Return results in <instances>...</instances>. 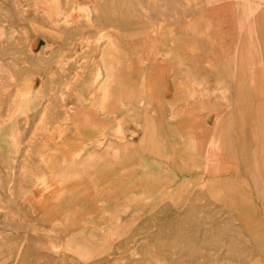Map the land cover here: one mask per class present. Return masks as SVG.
Masks as SVG:
<instances>
[{"label": "rangeland", "instance_id": "rangeland-1", "mask_svg": "<svg viewBox=\"0 0 264 264\" xmlns=\"http://www.w3.org/2000/svg\"><path fill=\"white\" fill-rule=\"evenodd\" d=\"M231 2L264 5V0H0V264H264V232L256 226L264 224V170L259 169L257 196L250 169L237 167L245 157L240 147L225 152L223 144L219 151L217 134L205 157L176 174L167 162L162 170L150 167L142 147L138 160L125 152V163L134 166L115 183H109V174L90 180L99 171L91 162L101 163L108 148L117 169L121 151L107 143L114 139L116 149L124 144L120 123L114 138L105 126L87 136L68 116L82 85L88 95L102 85L98 93L105 101L101 68L108 38L156 13L144 4H159L161 30L170 26L164 18L169 15L182 32L204 15L206 4ZM59 99H67L61 107L67 115L55 113ZM230 107L219 106L220 115L230 117ZM68 166L83 174L81 183L64 173ZM217 178L225 183L215 185ZM180 180L185 184L174 187ZM230 187L242 189L246 207L258 208L241 207ZM209 188H219L220 198Z\"/></svg>", "mask_w": 264, "mask_h": 264}, {"label": "crops", "instance_id": "crops-1", "mask_svg": "<svg viewBox=\"0 0 264 264\" xmlns=\"http://www.w3.org/2000/svg\"><path fill=\"white\" fill-rule=\"evenodd\" d=\"M258 4H206L204 15L193 19L182 32L174 29L173 17L169 15L164 18L170 26L161 30L159 23L163 15L159 12L160 17L154 23L157 30L154 39L159 42L155 56L151 50H146L139 31H142V21L146 16L135 21L136 27L108 38L107 65L106 68L102 65L101 73L107 90L104 102L111 103L113 107L107 113L100 108L94 111L104 118L101 120L108 122L105 128L110 137L114 138V130L120 123L123 141L128 147L124 152L128 151L131 159L138 160L143 144H147L145 153L149 154L146 156L151 160L150 167L162 170V164L167 162L166 168L174 173L179 169L187 171L191 168L192 159L205 157L210 151L207 144L217 134L219 139L222 130L226 135L225 142L230 143L229 146L225 144V152L237 151L236 148L240 147V154L245 157L241 162L243 166L237 167L241 171L250 169V182L259 196V169L264 170V164L259 165L260 161L264 162L259 159V154L264 153V5ZM158 5L144 4L149 10L156 7L159 11ZM215 9L226 11L218 13ZM121 58L122 66L119 65ZM116 88L120 91L117 92ZM98 96L93 92L88 95L82 85L70 104L77 109L80 100L90 101L93 97L100 103L102 99ZM66 101L59 99L57 103L59 116L66 114L61 110ZM52 103L55 102L52 100ZM224 104L233 106L227 110L228 118L220 115L223 112L218 107ZM212 110H218V114L211 113ZM72 115V112L68 114L74 121ZM220 121L233 124L220 125ZM82 126L75 128L82 129L83 135ZM94 127L92 123L91 128ZM144 136L147 138L145 141ZM194 137L197 139L191 140ZM151 138H154V147ZM109 141L108 145L111 142L115 144L114 139ZM163 146L168 158H172L169 162L164 154L157 152L160 149L162 153ZM153 154L155 157L150 156ZM218 162L221 166V161ZM111 168H114L113 163ZM222 168L229 169L224 163ZM236 190L246 202L248 197L245 195L244 198L242 189ZM250 198L254 200L253 196ZM257 208L251 203L252 210Z\"/></svg>", "mask_w": 264, "mask_h": 264}, {"label": "bare ground", "instance_id": "bare-ground-1", "mask_svg": "<svg viewBox=\"0 0 264 264\" xmlns=\"http://www.w3.org/2000/svg\"><path fill=\"white\" fill-rule=\"evenodd\" d=\"M156 16H159L160 17L159 12H157V11H156V13H152L151 15H148L147 14L146 15V18L142 21V31L139 30L140 33L142 34L141 35L142 38H143V42L142 43L145 44L146 50H151V52H152V54L154 56L158 54V51L156 50L155 47L159 43L158 40H155L154 39L155 38L154 37L155 34H157V32H156L157 30L154 28V22L152 20H153V18H156ZM62 43L64 44V42H62ZM63 50H64V48H63ZM61 52H63L62 49H61ZM105 56H106L105 53H104V57H103V54H102V65L105 66V68H106L107 62H106ZM119 65H121V66L123 65L122 58L120 59ZM261 75H263V74H261ZM104 83L105 84H104L103 88L106 85V81H104ZM95 88L97 90V93L96 94H95ZM95 88H94V93L93 94L96 95V96H98V94H99L98 93V90L99 89L102 90V85H101L100 88H97V87H95ZM104 90H105L104 95L106 97V91H107L106 90V87L104 88ZM116 91L119 92L120 89H117L116 88ZM100 99H102V102H100V103H98V101L96 102L95 97L92 98L91 102L88 101V99H82V100L79 99L80 100L79 101V105H78L79 108L74 109V114H73V117H72V119L74 120V126H77L78 127V126L83 125L82 126L83 127V134H85V135L91 134L92 132L96 131V127L97 128H101V127L105 126L106 123L108 124V122H104L103 121L104 118H101V117L98 116V112H95L94 109L100 108V109H103V113H107L113 107V105L111 103L110 104H107L106 102H104V99L103 98H100ZM49 104H51L50 106H52V102H50ZM50 109H51V107H50ZM56 111L57 112H55V113L57 114V113H59L60 109L57 107ZM101 119H103V120H101ZM82 121H83V124H80V122H82ZM92 123L95 124V127L94 128H91L92 127ZM182 123L183 122H181V125H182ZM116 127H118V125H116ZM121 130H122V128H121ZM220 133H221V135H220V137L218 139V142H217V144H218V147L217 148H218L219 151L222 149V145L223 144H226L228 146L230 145L229 141L225 142L226 138L224 136H226V135L223 134V131L222 130L220 131ZM143 140L144 141L147 140L146 136L143 137ZM191 140H194V138H192ZM150 142H151V145L154 147V144H155L154 143V138H151L150 139ZM113 144L114 143H110L109 145H113ZM115 144L113 145V147H114L113 152H115V151H121L120 152V156L118 157V158H120V161H118V164H116L117 169L114 170L115 167L114 168H111V165L114 162V160H111V158L109 157L110 154H109V148H108V150L106 151V157H105V159H102V161L100 160L101 163H96V161L95 162H91L92 164L93 163L95 164L94 165L95 168H98L99 171L95 174L94 177H92L93 176L92 174L91 175L89 174L92 177V178H90V180H92L95 177L96 178H102V177L106 176L105 174H109L108 175L109 176L108 177L109 183H112V182L115 183V179L117 177H120V176L126 174V171H128V168H129L127 164L125 165V160L127 158L126 154H128V153L125 154L124 150L127 149V147L125 146V144H123V145H121V148L118 147L119 149H116L115 148L116 147ZM172 144L174 145L175 142L173 141ZM164 145H165V143H164ZM158 146L160 147V145H158ZM142 147L145 148L144 151L148 150V147H145V145H143ZM164 147L165 146H163V152L162 153H161V150L160 149H157V152H158L159 155L164 154V158L166 156V159L165 160L169 162L170 159H172V158H168L169 155L166 152V150H165ZM107 154H108V156H107ZM145 155H146V153H145ZM129 156H130V154H129ZM147 157L148 156H146V158ZM181 158H183V157L181 156ZM141 162L143 163L142 159H141ZM72 163H75V164H78V163L81 164L82 163V164H84L85 162L84 161L83 162L73 161ZM126 166H127V170H126ZM68 167H70V166H68ZM101 167H102V169H100ZM72 169H74V170H72ZM113 172H114L115 175L112 174ZM64 173L67 174V175H73V176H75L76 178H74V181L76 183H79L80 181L83 180V174L81 172H79V170H77L76 167H74V168L70 167L67 170H65ZM111 174H112V176H111ZM89 175H88V178L90 177ZM90 182L91 181H89V180L87 182H84L85 185H86V187H87V189L90 186ZM181 182H182V180H180V182H176V183L175 182H172V184L174 185V187L175 186H178V185H184L185 184V183H181ZM213 183H216L215 185H218V183L223 184V183H225V179L217 178L215 181H213ZM102 184H103V182L97 183L96 184V185H98L97 189H99L100 187H102ZM171 187H173V186H171ZM67 188L68 187L63 188V189L65 190ZM230 188L232 189V192H233V194L236 197L239 196L238 198H240V206L241 207H244V208H250L251 207V206L250 207H246V203H244L243 197H242L241 194L238 193V191L236 190L237 189L236 187H230ZM44 190H45V188L43 187V191ZM208 192L211 195L212 194H217V193H219V188L218 189L215 188L213 190H211L209 188L208 189ZM218 197L220 198V193L218 194V196L215 195V197H213V198L218 199ZM65 207H69V206H65ZM256 226L258 227V229H257L258 231L264 232V224H262L260 221H258L257 224H256ZM259 227H261L262 229H259ZM260 247L262 248L263 247V244H261Z\"/></svg>", "mask_w": 264, "mask_h": 264}]
</instances>
